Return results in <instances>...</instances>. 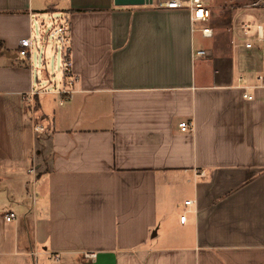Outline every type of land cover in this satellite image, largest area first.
<instances>
[{
	"label": "crops",
	"instance_id": "0c3cea01",
	"mask_svg": "<svg viewBox=\"0 0 264 264\" xmlns=\"http://www.w3.org/2000/svg\"><path fill=\"white\" fill-rule=\"evenodd\" d=\"M162 1L0 0V264H264V89L241 88L262 53L240 48L244 18L198 49ZM44 17L69 21L61 105L17 55Z\"/></svg>",
	"mask_w": 264,
	"mask_h": 264
},
{
	"label": "built area",
	"instance_id": "2783aa9c",
	"mask_svg": "<svg viewBox=\"0 0 264 264\" xmlns=\"http://www.w3.org/2000/svg\"><path fill=\"white\" fill-rule=\"evenodd\" d=\"M159 7L170 10H185L189 14V20L191 25V31L198 33L203 39H211L213 36V30L209 26V20L211 16L210 9L206 0H163ZM249 10H252L256 14L254 15L252 22L250 20H244L240 22L235 29V33L239 39H241L240 48L243 50H252L258 48L262 53V61L260 62V70L258 71L255 82L251 86H241L245 90L243 98L247 100L253 99L252 95L246 93L249 89H264V0H256L248 6ZM58 23V22H57ZM54 25H56L53 22ZM194 25H199L196 29ZM69 21L68 18H64L58 25L54 26L48 33V37L55 42L58 48L61 50V71L63 79H70V59H69ZM33 43L30 38L22 39L18 43L17 55L23 59L30 60L32 55ZM193 56L197 58H204L207 56L206 50H196ZM64 83V81H63ZM72 81H66L64 86L57 89L55 93L59 97V104L69 99L70 92L65 89L67 86H71ZM39 90H31L23 97L27 103L31 106L34 105V98L41 94ZM181 132H187L191 130V125L188 122H182L179 124ZM33 131L35 133L44 132V128L40 125L33 124ZM33 173L32 171H29ZM203 174L200 173L199 176ZM191 201H185L184 205L188 206ZM5 222H11L15 219V215L11 212L3 216ZM185 220L184 216L180 217V221ZM85 258H93L94 254H85ZM58 260V257H55Z\"/></svg>",
	"mask_w": 264,
	"mask_h": 264
},
{
	"label": "rangeland",
	"instance_id": "374dc122",
	"mask_svg": "<svg viewBox=\"0 0 264 264\" xmlns=\"http://www.w3.org/2000/svg\"><path fill=\"white\" fill-rule=\"evenodd\" d=\"M255 1L256 0H206L211 12L209 26L212 27L213 30L215 31V36L213 39L203 40L200 37V35L197 34L196 47L198 49L207 48V47L214 49L216 46L219 45L222 36L225 37L226 35H228V33H230L232 30L231 28L234 27L233 25L237 24L242 18H244L245 20L256 22L255 20H253L255 19L254 15L256 13L248 9V6ZM57 22H58L57 20H54V23L56 25H58ZM56 25L53 24L52 19L44 17L42 20H40L38 26L37 24H35L34 32L32 36V39L34 40V48L32 49L31 56L33 62L37 65L35 66V70H37L39 74L43 73L44 72L43 63L45 61L47 68L45 70L48 74V77L45 78L44 80L43 79L41 80L39 78V80L35 82L34 86L36 89H41L42 91L46 92V94L43 95V97L50 98V100L53 98V96L50 94H52L54 90L60 89L63 85V80H64L61 71V50L58 48L55 42L48 37L49 31ZM231 35L234 34L231 33ZM36 43L38 44V47H40L38 52L35 49ZM34 124L40 125L35 122ZM31 128L33 131V123L31 125ZM13 144L16 145L15 140L13 141ZM13 153L16 156L17 150L14 149ZM15 173L20 174L19 180L21 181L23 177V173L19 172L18 170L15 171ZM16 178H17L16 175H12V180L9 179L8 182V187L10 189H13L12 190L13 195L16 194V191L14 190L16 189V183H15ZM26 180L29 183L31 182L30 177L27 178V176H25V181ZM8 193L7 194L5 192L0 193L1 205L4 201L7 200V195L11 196L10 193L9 194ZM28 200L30 201V197H28ZM1 208L0 211L3 210V208L2 209ZM8 210L9 208H7L4 211H8ZM4 211L2 215L4 214ZM13 211H15V213H19L20 210L15 208L13 209ZM8 224L9 223H7V225Z\"/></svg>",
	"mask_w": 264,
	"mask_h": 264
},
{
	"label": "water",
	"instance_id": "95a60500",
	"mask_svg": "<svg viewBox=\"0 0 264 264\" xmlns=\"http://www.w3.org/2000/svg\"><path fill=\"white\" fill-rule=\"evenodd\" d=\"M115 7L149 6L153 0H112ZM8 56V55H7Z\"/></svg>",
	"mask_w": 264,
	"mask_h": 264
}]
</instances>
